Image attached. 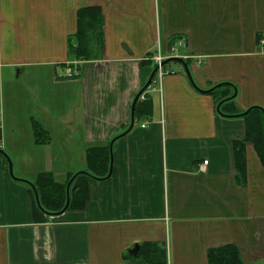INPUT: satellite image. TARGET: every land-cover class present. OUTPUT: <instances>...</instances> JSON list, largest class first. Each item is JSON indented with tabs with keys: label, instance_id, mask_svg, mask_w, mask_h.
Instances as JSON below:
<instances>
[{
	"label": "crops",
	"instance_id": "crops-1",
	"mask_svg": "<svg viewBox=\"0 0 264 264\" xmlns=\"http://www.w3.org/2000/svg\"><path fill=\"white\" fill-rule=\"evenodd\" d=\"M88 7L103 16L102 51L69 62ZM263 42L264 0H0V149L14 176L65 183L85 170L86 150L113 143L110 177L88 184L83 209L58 216L36 217L0 157V264H207L226 245L242 264H264V165L237 117L264 110ZM158 46L174 47L190 77L166 64L174 74L153 78L150 111L127 132ZM218 85L234 87L237 114L216 112L207 92Z\"/></svg>",
	"mask_w": 264,
	"mask_h": 264
},
{
	"label": "trees",
	"instance_id": "trees-1",
	"mask_svg": "<svg viewBox=\"0 0 264 264\" xmlns=\"http://www.w3.org/2000/svg\"><path fill=\"white\" fill-rule=\"evenodd\" d=\"M103 16L100 10L96 7H88L84 9H80L77 12V28L74 35L68 38V55L70 58L69 62H78V61H89L96 59L103 47ZM179 40V38H175L170 40L168 45L175 43V41ZM153 56V55H152ZM151 54L148 55V60L152 58ZM171 62V61H170ZM150 64V61L148 62ZM71 65V64H70ZM167 65H164V69H166ZM156 66L154 65V69ZM219 90L221 92L219 93ZM223 90H225L223 92ZM234 87H230L228 85L221 86L219 89L214 90L210 93V95L215 96V103L219 107L221 114L223 115H234L236 112L229 107L231 102H224L230 97L233 96ZM144 91L141 95L145 94ZM219 93V94H218ZM140 95V96H141ZM139 96V97H140ZM147 96V95H146ZM145 96V98H146ZM138 97V101L134 108V119H138L141 115H146L149 113L150 105L148 98L145 101H140ZM246 112V111H245ZM244 112V113H245ZM264 110L260 108H252L247 114L243 117L244 126H245V142H251L254 146V149L260 159V162L264 165V119H263ZM237 114V113H236ZM244 143H237L234 146V157L236 170L238 177L244 179L245 174V148ZM108 147H92L89 150H86V168L84 172L88 173L92 176L88 177L87 175H79L75 177L72 182L69 191L70 202H68V210H81L85 206V202L88 200L87 196V187L90 182L93 183V180L104 178L108 173L109 168V151ZM2 159V157L0 155ZM4 163L7 164L4 159ZM73 175L69 176V179L65 183H58L56 180L49 174L44 173L40 174L34 185L36 192L38 193L40 206L43 209L41 211L38 209L34 193L32 189L26 186L28 192L31 196V202L34 209V213L36 217H43L46 215L50 216L51 214H56L60 212L66 202V185L68 181L71 179ZM96 178V179H93ZM35 217V218H36ZM36 219L37 221L43 222ZM148 246V247H147ZM147 248H151V244L146 245ZM162 251L158 249L149 251L150 259L149 263L152 261L156 262L159 260ZM148 254V252H146ZM240 253L237 248L233 245H226L219 248L210 249L207 252V264H242L240 261Z\"/></svg>",
	"mask_w": 264,
	"mask_h": 264
},
{
	"label": "water",
	"instance_id": "water-1",
	"mask_svg": "<svg viewBox=\"0 0 264 264\" xmlns=\"http://www.w3.org/2000/svg\"><path fill=\"white\" fill-rule=\"evenodd\" d=\"M170 61H177L178 63H180L182 66H183V70H185V73L187 74V76L188 77H190V74H189V70H187L188 69V67L186 66V64H185V62L182 60V59H179V58H172V59H169V60H166V61H164L163 63H162V66H164V65H166V64H168ZM157 69L155 68L154 70H152V73H151V75H150V77H149V79H148V81H147V83L146 84H144L145 86L143 87V89L140 91V93H138V95L136 96V97H134L135 99H134V101H133V103H132V106H131V113H130V122H129V124H130V128L128 129V131L127 132H129L131 129H132V127H133V123H134V108H135V105H136V103H137V101H138V97L144 92V91H146L148 88H149V86H150V84L152 83V81H153V77H154V75H155V71H156ZM221 87V85H218L217 87H214V88H212V89H209V91L207 92V93H211L214 89H216V88H220ZM234 97H230L229 99H227L226 101H224V102H229V101H231L232 99H233ZM222 103H220L219 105H218V107H215L216 108V112H218L219 114H221V112H220V105H221ZM247 112L248 111H246L244 114H242V115H239V116H237V117H243V116H245L246 114H247ZM223 115V114H222ZM263 115H264V113H263ZM263 119H264V116H263ZM126 134V133H125ZM123 136V135H122ZM112 142L110 143V147H109V149H108V151H110L109 153H110V162H109V171H108V175H106L107 177L106 178H104V179H102V180H106V179H108L109 177H110V175H111V173H112V167H113V160H112ZM0 155L2 156V157H4V159L6 160V162H7V168H9V176H10V178H11V180H13V181H17V182H20V183H23V184H25V185H27V186H29L31 189H32V192L34 193V198H35V202H36V204L35 205H37V207H38V209H40L41 211H43V209L41 208V206L39 205L40 204V202H39V197H38V193L36 192V189H35V187H34V185L31 183V182H28V181H25V180H20V179H18V178H16L15 176H14V174H13V170H12V163H11V160H10V158L8 157V155H6L5 154V152L3 151V150H1L0 149ZM79 175H87L88 177H91L92 178V176L91 175H89L88 173H86V172H84V171H82V172H78V173H76V174H74L73 175V177H71V179L69 180V182H68V184H67V186H66V189L64 190L65 191V193H66V202L64 203L65 204V206H64V208L60 211V212H58V213H56V214H51L50 216H58V215H61V214H63L67 209H68V206H69V204H68V202H70V197H69V191H68V189H70V186H71V184H72V182L74 181V179H75V177H77V176H79ZM93 179H96V178H94L93 177ZM96 180H100V179H96ZM46 215H48L47 213H45ZM140 250V248H139V246L138 245H135L131 250H129V251H127L126 253H127V256L128 257H135L137 254H138V251Z\"/></svg>",
	"mask_w": 264,
	"mask_h": 264
},
{
	"label": "built area",
	"instance_id": "built-area-1",
	"mask_svg": "<svg viewBox=\"0 0 264 264\" xmlns=\"http://www.w3.org/2000/svg\"><path fill=\"white\" fill-rule=\"evenodd\" d=\"M183 42V40L181 41ZM264 44V42H263ZM174 48V47H173ZM171 49L170 51L168 50H165V49H161L160 46H158V49H157V52H156V55L154 57L151 58V60L153 61L154 65L156 66V73L154 75V79H158L159 81H161L167 74L168 75H172L174 74L173 71H167L164 69V66H162V63L167 60V59H172V58H175L176 56H173V54L170 55L171 52L174 51V49ZM67 78H75V76L77 77L76 75V72H72V71H68L67 74H65ZM145 94L141 95L139 97V100L140 101H145ZM203 165H207V161H204L203 162Z\"/></svg>",
	"mask_w": 264,
	"mask_h": 264
},
{
	"label": "rangeland",
	"instance_id": "rangeland-1",
	"mask_svg": "<svg viewBox=\"0 0 264 264\" xmlns=\"http://www.w3.org/2000/svg\"><path fill=\"white\" fill-rule=\"evenodd\" d=\"M167 60H169V59H167ZM166 61V60H165ZM170 64H172V63H170ZM169 65V64H168ZM45 216H47V215H45Z\"/></svg>",
	"mask_w": 264,
	"mask_h": 264
}]
</instances>
